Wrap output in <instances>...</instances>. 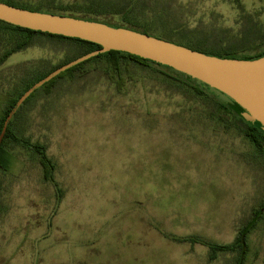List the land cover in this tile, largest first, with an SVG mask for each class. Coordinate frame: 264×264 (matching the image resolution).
<instances>
[{"label":"rangeland","instance_id":"obj_1","mask_svg":"<svg viewBox=\"0 0 264 264\" xmlns=\"http://www.w3.org/2000/svg\"><path fill=\"white\" fill-rule=\"evenodd\" d=\"M155 1L187 35L237 41L264 30V0ZM69 49L39 36L12 55L0 67V117L4 92L43 63L67 60ZM262 51L264 44L248 53ZM74 78L39 93L18 122L24 137L46 146L63 198L53 214V187L16 147L13 173L0 176V264H236V253L212 260L208 246L190 239L230 245L259 212L244 264H264V160L241 133L204 122L201 101L152 72L113 97L102 78Z\"/></svg>","mask_w":264,"mask_h":264},{"label":"trees","instance_id":"obj_2","mask_svg":"<svg viewBox=\"0 0 264 264\" xmlns=\"http://www.w3.org/2000/svg\"><path fill=\"white\" fill-rule=\"evenodd\" d=\"M0 2L31 12L72 17L104 23L116 28L130 29L210 56L241 60H255L264 57V51L254 55L248 53L252 46L257 48L260 44H264V30L256 32L246 30L243 36L235 39L237 41H228L220 39L219 36L214 37L195 33L197 31H191L192 33L187 35L188 31L180 20L178 21L177 17H175V13L166 7L160 8L155 0H82V3L67 5L53 3L31 5L24 0H0ZM147 7L149 12L145 11ZM39 36L68 43L70 53L67 56V60L56 66L50 67L48 62L43 63V67L38 72H31L29 75H32L29 79L26 78L21 81L22 88L19 84L14 93L4 92L1 95L5 109L0 117V134L9 113L30 88L57 69L101 49L95 43L31 31L0 21V67L12 55L30 48L33 44V39ZM257 41L260 42L258 45ZM144 72H152L154 77L164 86L170 87L171 91L182 92L188 90L194 96V100L202 102L199 115L204 118V122L221 127L226 131L235 130L241 133L264 160V131L260 125L251 123L242 115L236 113L235 104L227 96L169 67L127 53L112 51L69 69L37 90L26 100L11 121L1 145L0 176L13 173L16 167L13 151L16 147L29 152L37 160L43 182L51 185L55 191L56 205L53 213L55 214L63 198V191L55 179L57 165L48 156L45 145L40 142H34L22 135L18 122L24 110L39 93L45 91L47 94H51L56 84L61 80L69 79L74 81L76 76L78 79H84V77L94 75L107 82L109 92L114 93L111 94L112 97L115 95L124 96L137 79V75ZM138 103H140L139 100ZM261 219L262 214L260 212L258 214L255 213L252 221L240 228L234 243L230 245H211L194 238L190 239V241L208 246L212 252V260H214L218 252H230L237 254L236 264H244L248 250L249 234ZM185 241H189V239Z\"/></svg>","mask_w":264,"mask_h":264},{"label":"water","instance_id":"obj_3","mask_svg":"<svg viewBox=\"0 0 264 264\" xmlns=\"http://www.w3.org/2000/svg\"><path fill=\"white\" fill-rule=\"evenodd\" d=\"M0 21L31 31L95 43L100 50L51 73L30 88L4 122L0 148L14 116L37 90L77 65L109 52L127 53L169 67L217 90L235 104L236 113L264 131V57L255 60L220 58L167 40L104 23L31 12L0 2Z\"/></svg>","mask_w":264,"mask_h":264}]
</instances>
